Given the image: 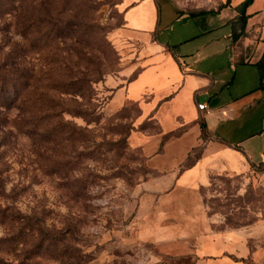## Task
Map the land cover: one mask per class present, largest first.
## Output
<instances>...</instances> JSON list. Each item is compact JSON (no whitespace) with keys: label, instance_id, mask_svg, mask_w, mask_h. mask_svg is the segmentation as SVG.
<instances>
[{"label":"rangeland","instance_id":"374dc122","mask_svg":"<svg viewBox=\"0 0 264 264\" xmlns=\"http://www.w3.org/2000/svg\"><path fill=\"white\" fill-rule=\"evenodd\" d=\"M121 2L0 0L3 52L13 42L35 41L28 48L31 81L51 106L50 117L40 121L32 112L27 128L16 121L17 110L5 112L0 259L23 260L42 226L59 241L56 247L44 242L30 264H190L189 257L162 253L164 230L178 241L205 231H241V247L263 254L245 262L264 264V163L246 174L213 175L200 186H171L165 179L170 166L161 162L178 158L181 149L162 145L177 133L164 136L137 103L115 102L117 89L139 69L128 54ZM25 17L34 27L23 40ZM183 152L174 166L180 172L204 150ZM11 217L41 223L30 227ZM201 219L205 230L197 229Z\"/></svg>","mask_w":264,"mask_h":264},{"label":"crops","instance_id":"0c3cea01","mask_svg":"<svg viewBox=\"0 0 264 264\" xmlns=\"http://www.w3.org/2000/svg\"><path fill=\"white\" fill-rule=\"evenodd\" d=\"M245 2H121L128 54L139 69L114 100L137 103L164 136L177 133L162 145L181 149L178 158L161 162L170 166L165 179L171 186H200L213 175L246 174L264 163V85L259 88L255 66L264 54V0H251L246 7ZM198 104L209 113L199 111ZM195 147L203 154L185 171L174 168L185 158L183 151ZM196 223L198 230L208 228L202 219ZM160 233L162 253L189 257L190 264H247L248 256L263 255L241 247V231H205L179 241L168 230ZM179 245L187 251H178Z\"/></svg>","mask_w":264,"mask_h":264},{"label":"trees","instance_id":"16d2710c","mask_svg":"<svg viewBox=\"0 0 264 264\" xmlns=\"http://www.w3.org/2000/svg\"><path fill=\"white\" fill-rule=\"evenodd\" d=\"M251 0H246L243 6H247ZM4 6L0 4V15L5 13ZM31 17L23 19L22 26H20V36L23 40H26L28 34L31 33L33 24H30ZM244 25V21H242ZM8 43V42H7ZM35 41L33 40L29 46L20 45L17 42L9 44V50L3 52L5 44L0 43V131L3 130L5 120V112L10 109L17 110L16 121L19 124L28 127L32 124L30 117L34 115L38 120L49 118V110L51 106H48V102L44 98L45 94L43 88L40 85H35L31 81L33 72L29 69V57L28 48L33 47ZM256 68L259 74V88L264 85V54L261 60L256 63ZM33 89V90H32ZM38 112V115H37ZM3 133V131H1ZM1 188V184H0ZM2 216L5 215V210H0ZM23 221H20L17 217H11V222L27 224L32 227L36 224H40L39 219L33 220L31 217H22ZM38 235L39 242L28 250L24 254V258L16 263L0 259V264H30L33 259L40 257L37 251H40L43 247V243L47 242L49 245L57 246L59 238L58 236L49 237L47 229L41 226L35 229ZM14 238L10 237L1 242H11ZM17 247V246H16ZM57 261V258H56Z\"/></svg>","mask_w":264,"mask_h":264},{"label":"built area","instance_id":"2783aa9c","mask_svg":"<svg viewBox=\"0 0 264 264\" xmlns=\"http://www.w3.org/2000/svg\"><path fill=\"white\" fill-rule=\"evenodd\" d=\"M197 108H198L199 111H203L206 114L209 113V109L207 108V106L205 104H198Z\"/></svg>","mask_w":264,"mask_h":264}]
</instances>
